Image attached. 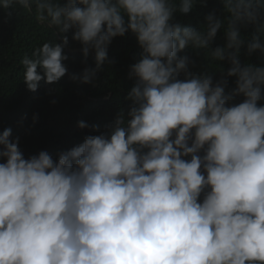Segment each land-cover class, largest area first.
<instances>
[{
	"label": "clouds",
	"instance_id": "obj_1",
	"mask_svg": "<svg viewBox=\"0 0 264 264\" xmlns=\"http://www.w3.org/2000/svg\"><path fill=\"white\" fill-rule=\"evenodd\" d=\"M220 3L193 27L177 17L208 0H0L61 41L20 60L33 93L67 74L70 32L83 62L95 52L71 77L85 84L115 38L141 49L127 109L103 131L79 122L99 134L54 159L26 158L11 128L0 133V264H264V65L240 55L264 53V0ZM189 48L228 66L218 79L194 71Z\"/></svg>",
	"mask_w": 264,
	"mask_h": 264
},
{
	"label": "trees",
	"instance_id": "obj_2",
	"mask_svg": "<svg viewBox=\"0 0 264 264\" xmlns=\"http://www.w3.org/2000/svg\"><path fill=\"white\" fill-rule=\"evenodd\" d=\"M221 7L220 0H208L207 8L197 6L188 16L177 19L199 27L207 13ZM254 30L249 26L242 29V34L250 38ZM67 35L69 46L64 49L69 57L64 62L67 74L56 84L42 81L33 93L23 82L20 60L25 55L31 56L33 50L45 42L61 41L51 29L41 26L33 13L18 5L10 17L0 9V133L11 128L13 135L20 137V148L26 158L40 151H47L57 158L59 151L70 150L82 143L87 135L99 134L91 128L81 129L80 121L99 125L103 131L104 126L112 123L117 113L126 110L131 103L126 99L135 83L134 78H129L130 66L137 61L141 51L135 36L129 33L126 37L115 38L102 70L97 72L91 84H85L73 81L71 77L82 73L86 67H95V52H90L87 62H83L82 45L72 39L71 32ZM224 43L222 29L211 47ZM183 54L196 60L194 71L215 73L217 79L222 68L228 66L213 60L210 49L189 48ZM240 55L244 63L264 65V53L257 51L249 56L245 46ZM234 79L230 78V87H234ZM34 116L37 117L35 122Z\"/></svg>",
	"mask_w": 264,
	"mask_h": 264
}]
</instances>
